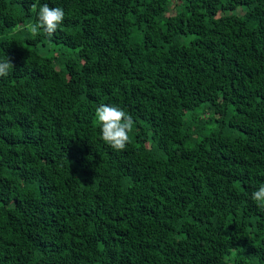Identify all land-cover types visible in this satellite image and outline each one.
<instances>
[{
	"label": "trees",
	"instance_id": "1",
	"mask_svg": "<svg viewBox=\"0 0 264 264\" xmlns=\"http://www.w3.org/2000/svg\"><path fill=\"white\" fill-rule=\"evenodd\" d=\"M7 58L0 264H264V0H0Z\"/></svg>",
	"mask_w": 264,
	"mask_h": 264
},
{
	"label": "clouds",
	"instance_id": "2",
	"mask_svg": "<svg viewBox=\"0 0 264 264\" xmlns=\"http://www.w3.org/2000/svg\"><path fill=\"white\" fill-rule=\"evenodd\" d=\"M31 8L37 10V5L33 2ZM64 17L65 12L62 8L50 7L44 3L38 8L37 22L28 25L27 30L36 36L42 29L49 37H52ZM13 67L8 58L0 61V77L8 76ZM95 117L100 125L102 140L116 151L124 150L130 140L129 133L133 130L132 116L119 107L100 104L95 109ZM251 199L257 202L258 207L264 208V184L251 193Z\"/></svg>",
	"mask_w": 264,
	"mask_h": 264
}]
</instances>
